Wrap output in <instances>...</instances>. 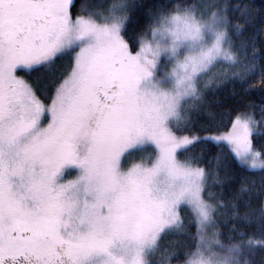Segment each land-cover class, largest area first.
<instances>
[{
    "label": "snow or ice",
    "instance_id": "snow-or-ice-1",
    "mask_svg": "<svg viewBox=\"0 0 264 264\" xmlns=\"http://www.w3.org/2000/svg\"><path fill=\"white\" fill-rule=\"evenodd\" d=\"M258 252L264 0H0V264Z\"/></svg>",
    "mask_w": 264,
    "mask_h": 264
},
{
    "label": "trees",
    "instance_id": "trees-1",
    "mask_svg": "<svg viewBox=\"0 0 264 264\" xmlns=\"http://www.w3.org/2000/svg\"><path fill=\"white\" fill-rule=\"evenodd\" d=\"M58 63H62V62H58ZM251 82H252L253 84L257 85V87L259 86V80H258V78L254 79V80L251 81ZM227 87H228V89H231L232 85H228ZM236 90H237V91L240 90V86H239V84L236 85ZM250 98L253 99V100H257V94H253ZM257 143H258V142H257ZM261 255H264V254H261V253H259V252L257 253V256H256L257 261L260 260Z\"/></svg>",
    "mask_w": 264,
    "mask_h": 264
}]
</instances>
